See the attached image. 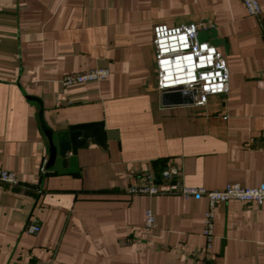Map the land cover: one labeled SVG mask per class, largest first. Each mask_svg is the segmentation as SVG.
I'll use <instances>...</instances> for the list:
<instances>
[{"label":"crops","instance_id":"crops-1","mask_svg":"<svg viewBox=\"0 0 264 264\" xmlns=\"http://www.w3.org/2000/svg\"><path fill=\"white\" fill-rule=\"evenodd\" d=\"M259 2L253 17L241 0H0V167L21 182L0 183V264H264V203L219 202L208 250L207 197L128 191L166 165L187 187L264 182ZM190 22L229 65L228 94L205 106L157 88L154 26ZM95 68L110 74L62 83ZM41 113L56 144L103 122L105 147L88 138L48 166ZM33 219L38 233L26 231Z\"/></svg>","mask_w":264,"mask_h":264},{"label":"built area","instance_id":"built-area-1","mask_svg":"<svg viewBox=\"0 0 264 264\" xmlns=\"http://www.w3.org/2000/svg\"><path fill=\"white\" fill-rule=\"evenodd\" d=\"M248 15L260 17L262 6L259 0H241ZM154 45L158 69L157 88L160 93L178 92L197 106H205L211 95H226L229 92L230 71L223 53L211 42L201 40L200 27L195 22L171 26L158 23L154 26ZM110 74L108 68H95L82 72L66 74L64 86L82 84L106 79ZM47 163V162H46ZM46 163L42 166L47 171ZM0 183L20 186L17 175L0 167ZM128 191L132 194L157 195L176 193L185 197H207L209 209L205 215L203 234L206 247H212L215 225V208L219 202L239 200L264 203V182L256 187H243L239 183H229L222 189L204 187H187L180 178L175 165H166L156 176L146 173L139 184L132 185ZM156 225L152 209L146 210L145 229L151 230ZM40 223L33 219L27 226L29 233H38Z\"/></svg>","mask_w":264,"mask_h":264},{"label":"water","instance_id":"water-1","mask_svg":"<svg viewBox=\"0 0 264 264\" xmlns=\"http://www.w3.org/2000/svg\"><path fill=\"white\" fill-rule=\"evenodd\" d=\"M179 95L180 93L172 94L167 92L163 95V98L166 102L177 103L182 100ZM41 120L49 142L50 157L48 166L54 165L58 155L63 157V162L66 165L68 162L67 154L70 151L76 154L79 148L87 146L89 143L88 138H90L93 143H98L104 147L106 145L108 133L104 129L103 122L73 125L71 127L70 137L64 138L56 144L53 138L54 133L52 129L46 125L42 113Z\"/></svg>","mask_w":264,"mask_h":264},{"label":"rangeland","instance_id":"rangeland-1","mask_svg":"<svg viewBox=\"0 0 264 264\" xmlns=\"http://www.w3.org/2000/svg\"><path fill=\"white\" fill-rule=\"evenodd\" d=\"M200 33H201V32H200ZM200 39H201V40H204V38H203L202 36H200ZM227 64H228V63H227ZM228 66H229V65H228Z\"/></svg>","mask_w":264,"mask_h":264}]
</instances>
